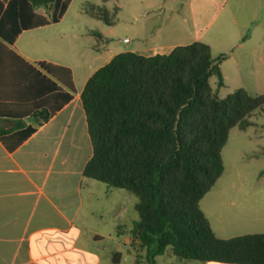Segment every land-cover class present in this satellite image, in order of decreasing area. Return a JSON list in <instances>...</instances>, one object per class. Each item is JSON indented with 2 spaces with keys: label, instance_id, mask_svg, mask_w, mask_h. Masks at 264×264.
I'll return each mask as SVG.
<instances>
[{
  "label": "crops",
  "instance_id": "1",
  "mask_svg": "<svg viewBox=\"0 0 264 264\" xmlns=\"http://www.w3.org/2000/svg\"><path fill=\"white\" fill-rule=\"evenodd\" d=\"M71 1L30 10L32 18L22 20L19 8L0 0V132L6 131L0 134V264H121L127 262L122 248L133 252L136 264L129 234L137 220L136 198L82 175L92 155L80 98L87 80L122 52L168 55L177 46L202 42L212 56L219 48L264 43L259 0H231L228 5V0H114L118 11L137 20L134 35L124 43L139 40L146 30L142 38L147 45L122 49L89 31L96 42L91 58L47 56L59 49V43H51L54 30L49 27L63 20ZM41 20L46 23L34 25ZM249 24L255 27L246 35ZM58 32L62 40V30ZM224 62L219 65L223 80ZM40 110L49 117L38 124L32 114ZM214 189L204 196L211 198L210 217L202 212L216 237L264 234L261 204L247 202L244 207L231 195L249 199V191ZM241 208L252 211L239 213ZM164 255L155 264H220L176 262L172 254Z\"/></svg>",
  "mask_w": 264,
  "mask_h": 264
},
{
  "label": "trees",
  "instance_id": "2",
  "mask_svg": "<svg viewBox=\"0 0 264 264\" xmlns=\"http://www.w3.org/2000/svg\"><path fill=\"white\" fill-rule=\"evenodd\" d=\"M57 1L8 5L30 20V10ZM83 12L113 25L103 6L87 3ZM222 61L202 42L177 46L168 55L122 52L97 69L81 92L92 146L82 175L136 198L137 220L129 231L136 264L139 252L145 264H155L167 248L181 260L264 264V234L220 239L199 206L223 173L221 150L230 129L244 130L252 113L264 108V95L243 89L218 97ZM48 117L45 110L32 114L38 124Z\"/></svg>",
  "mask_w": 264,
  "mask_h": 264
},
{
  "label": "rangeland",
  "instance_id": "3",
  "mask_svg": "<svg viewBox=\"0 0 264 264\" xmlns=\"http://www.w3.org/2000/svg\"><path fill=\"white\" fill-rule=\"evenodd\" d=\"M86 2L99 7L103 6L108 12V17L113 20V25L106 26L101 21L85 15L81 8ZM230 2L231 0H228L227 5ZM258 3L260 6H264V0H259ZM223 13L224 11L214 21L213 26L219 23ZM259 16L264 20V9L261 10ZM133 24H137V20H132L125 11H118L114 0H72L63 20L58 25L49 27V30H54L52 35L55 40H52L51 43H59V49L48 51L45 55L58 58L67 57L73 60L91 58L95 52L92 45L96 42L95 37L89 35V31L102 34L110 46H114L115 43L121 44L122 49L135 47L136 45H147V40L142 38L147 35L146 30L140 33L141 38L139 40H134L128 45L124 43V40L129 39L135 33ZM254 27V24H249L246 35L252 32ZM259 28L264 33V21ZM58 29L62 30V40L59 38ZM87 49H90V51H87ZM218 57L225 60L223 64L225 72L224 85L217 90L220 99L225 98L237 89H243L251 96L264 95V43L258 48L253 44H246L243 47L235 45L229 49L219 48L213 50L212 58L216 59ZM210 86L212 89L216 88L215 77L210 78ZM249 121L250 125L244 130L237 127L230 129L228 139L221 150L224 170L215 182L214 190H218L220 187H244L245 191H249L246 194L250 196L249 199L242 198L241 195L244 194L240 193H232L231 195L235 196L238 202H242L244 207L248 205L247 202L251 204L254 202L260 203L259 213L264 214V194L263 192L258 193L259 189L264 190V108L252 113ZM98 184L103 186L102 183ZM120 192L124 191L121 190ZM244 199L246 200L244 201ZM199 206L210 217V196L203 197L199 202ZM239 210V213L252 211V209L246 208ZM133 212L136 215L135 210ZM120 252L127 259L126 263L122 262L121 264H132L133 252L129 248H122ZM139 254L141 257L139 263L145 264L142 257L143 253L139 252ZM164 256L165 258L171 256L170 248L166 249ZM171 258L176 262H180V259L174 256H171Z\"/></svg>",
  "mask_w": 264,
  "mask_h": 264
}]
</instances>
